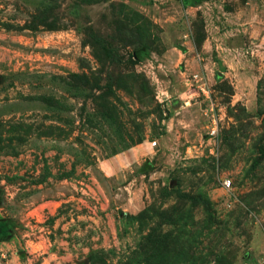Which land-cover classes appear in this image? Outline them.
Here are the masks:
<instances>
[{"label":"rangeland","instance_id":"374dc122","mask_svg":"<svg viewBox=\"0 0 264 264\" xmlns=\"http://www.w3.org/2000/svg\"><path fill=\"white\" fill-rule=\"evenodd\" d=\"M0 218L51 264H264V0H0Z\"/></svg>","mask_w":264,"mask_h":264},{"label":"crops","instance_id":"0c3cea01","mask_svg":"<svg viewBox=\"0 0 264 264\" xmlns=\"http://www.w3.org/2000/svg\"><path fill=\"white\" fill-rule=\"evenodd\" d=\"M40 207L41 205L39 206V209ZM45 209L48 211V208ZM47 239L48 238L44 237L42 234H37L33 237H31V234H22L20 237H17L16 234L8 235L7 237H0V264H9L10 261L7 262L8 260H4V258H12L15 255L17 248H22V243H24V247L29 246L32 249L29 253L31 254V259H28V256H26V260H24V258L19 264H51V256H53L54 253L52 252L51 244ZM55 264H61V260H58Z\"/></svg>","mask_w":264,"mask_h":264},{"label":"built area","instance_id":"2783aa9c","mask_svg":"<svg viewBox=\"0 0 264 264\" xmlns=\"http://www.w3.org/2000/svg\"><path fill=\"white\" fill-rule=\"evenodd\" d=\"M216 125L217 124L215 123V119L213 118L212 119V124L210 126V130L208 132V135L210 137H212V136H214L216 134ZM222 186H223V188L228 189L230 187V180L223 181L222 182Z\"/></svg>","mask_w":264,"mask_h":264},{"label":"trees","instance_id":"16d2710c","mask_svg":"<svg viewBox=\"0 0 264 264\" xmlns=\"http://www.w3.org/2000/svg\"><path fill=\"white\" fill-rule=\"evenodd\" d=\"M3 221H0V237H7L9 234L8 232L9 231H4V229L2 228L3 227V224H2Z\"/></svg>","mask_w":264,"mask_h":264}]
</instances>
